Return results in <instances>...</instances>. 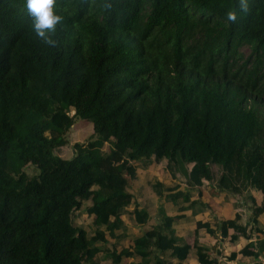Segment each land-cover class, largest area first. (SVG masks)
Returning a JSON list of instances; mask_svg holds the SVG:
<instances>
[{"label":"trees","instance_id":"obj_1","mask_svg":"<svg viewBox=\"0 0 264 264\" xmlns=\"http://www.w3.org/2000/svg\"><path fill=\"white\" fill-rule=\"evenodd\" d=\"M247 3L241 13L237 0H55L63 21L50 47L32 32L23 0H0V264H105L102 253L111 264H182L193 248L200 264H213L197 239L193 247L177 236L178 217L162 207L155 227L115 245L139 165L166 161L194 190L207 181L264 194V0ZM77 119L94 138L64 160L55 151ZM150 185L160 199L178 190ZM85 202L92 236L73 220ZM131 214L138 225L150 218L140 207ZM240 219L219 225L232 243L248 237Z\"/></svg>","mask_w":264,"mask_h":264},{"label":"crops","instance_id":"obj_2","mask_svg":"<svg viewBox=\"0 0 264 264\" xmlns=\"http://www.w3.org/2000/svg\"><path fill=\"white\" fill-rule=\"evenodd\" d=\"M188 167L187 170L190 171L192 165ZM155 168L156 162L146 169L155 170ZM178 177L179 175L176 173L174 176V182H176L174 188L178 187V190L174 192V195L181 190V198L175 199L174 196V200L170 198L160 199L154 194V198H151L149 202H155L156 208L146 211L149 216L153 213L157 221H154L150 228H144L140 234L151 230L159 223L158 213L162 207L168 216L178 217L174 225L177 236L193 247L197 239L200 246L207 247L210 250V260L213 261V264H264V213L257 215V227L253 223L254 211H256L257 207L261 206L264 194L256 190H250V192L243 193L242 195H234L226 191L218 192L208 187L207 185L210 183L207 181H204L202 186L196 187L194 190L187 185L186 176L182 181L178 180ZM154 179H158L163 183L159 177ZM180 186H184V188L182 189ZM184 196L188 197V201H184ZM168 201H171V203H168ZM145 204L146 201L144 202V206ZM144 206H141L140 209H145ZM128 212L126 211L125 215H130ZM125 215H123L124 221ZM237 215L240 216L239 223L246 228L248 237L239 235L238 240L232 243L229 238L222 236L219 225L225 221H234ZM198 223L210 225L215 231V235H210L206 229L199 230ZM257 229H260L261 232H257ZM140 234L133 235L132 239L128 240V245L124 248L131 246L133 238ZM233 234V230H229V235ZM248 245H250L251 251L255 252V255H240L239 253ZM236 253L238 254L237 257L232 259L231 255ZM104 260H106L104 261L105 264H111L110 259ZM127 260L135 261L136 264L141 262L139 258L124 259L121 264H127ZM171 262L176 264L178 261L172 260ZM182 264H200L195 248L191 250L188 259Z\"/></svg>","mask_w":264,"mask_h":264},{"label":"rangeland","instance_id":"obj_3","mask_svg":"<svg viewBox=\"0 0 264 264\" xmlns=\"http://www.w3.org/2000/svg\"><path fill=\"white\" fill-rule=\"evenodd\" d=\"M242 53L247 56L249 51L248 49H244L242 51ZM74 114V112H72V115ZM94 138V130H93V126L91 123L81 120V119H77L74 126L69 130V132L66 135V139L68 141L67 146L62 147L60 149H57L55 151V154L60 156L61 158H63L64 160H71L74 157V150H73V146L76 143H82V144H87L88 142H90L92 139ZM108 148L109 145H105V147L103 148L102 153L104 154V156H107L108 153ZM104 167L107 170H115L116 166L115 163L108 161L107 163H105ZM138 168V176L136 178L135 181L132 182V185L129 189V192L132 194L133 199H130V201L128 202L127 205V211H129V214L125 215V227L126 230L122 231L123 233H126L125 236L122 238V240H120L118 242V244L115 245V250H117V252L119 250H121V248L123 249L124 247H126L128 245V240L132 239L133 235H137L140 234L144 228H150L151 224L154 221H157L156 218H154L153 213H151V216H149L150 218L148 219L147 223L143 224V225H138L134 216L131 214L132 212L130 211H134V209L136 207H141L144 206V202L146 201V204L144 206L145 210H154L156 207V203H150L149 201L151 200V198H154L153 195L155 194L152 183H154L157 179L154 178H160L163 183L164 187L167 188H174V185L176 184V182H174V177L171 176V172L168 169L167 166V162L166 161H162L160 163H156V168L155 170H151V169H145L142 167V165L137 166ZM189 168V167H188ZM214 175L216 176L217 179H219V177L221 176V170L219 167L217 166H213L212 167ZM26 172L31 176H36L37 172L35 170V168L33 167H29L27 168ZM39 173V171H38ZM177 174L179 175L178 180L182 181L185 177L184 173L182 171L179 170V172H177ZM167 185V186H166ZM208 187L212 188L215 191H218V188L216 186V183H210L209 185H207ZM182 189L184 188V186H180ZM246 193V192H244ZM262 193V192H261ZM181 190L179 193H176L174 195V193L172 194L171 197L175 196V198H181ZM263 194V193H262ZM147 198H149L148 200H146ZM171 199V198H170ZM263 202V201H262ZM168 203H171V201H168ZM91 206V202H85L82 205V208L75 212L73 220L76 226L85 229L88 234L90 236L94 235L96 232V227L94 226L93 223V217L89 216L87 214V208ZM259 207H257L258 209ZM256 209V210H257ZM254 211V218L257 217V212ZM253 218V219H254ZM155 219V220H154ZM201 223H198V229H206V225L205 224H201L204 225L203 228H201L199 225ZM108 241H109V245L107 246V248H113V244L116 243L115 239H112L108 236ZM106 254L102 253L99 255V259L101 261H106L104 259H109L107 257H105ZM132 259H136V258H132ZM127 264H134L135 261L132 260H127ZM136 264V263H135Z\"/></svg>","mask_w":264,"mask_h":264},{"label":"clouds","instance_id":"obj_4","mask_svg":"<svg viewBox=\"0 0 264 264\" xmlns=\"http://www.w3.org/2000/svg\"><path fill=\"white\" fill-rule=\"evenodd\" d=\"M23 2L28 15L32 18V32L44 45L55 47L56 40L51 38V34L63 21L62 15L55 10V0H23ZM237 8L241 13H246L247 0H237ZM225 15L228 21H235L237 18L235 11H228Z\"/></svg>","mask_w":264,"mask_h":264}]
</instances>
